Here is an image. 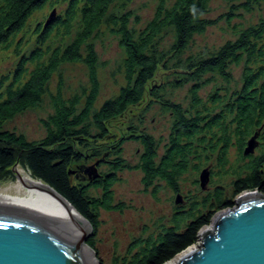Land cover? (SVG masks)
I'll return each mask as SVG.
<instances>
[{"label": "trees", "instance_id": "obj_1", "mask_svg": "<svg viewBox=\"0 0 264 264\" xmlns=\"http://www.w3.org/2000/svg\"><path fill=\"white\" fill-rule=\"evenodd\" d=\"M116 1L0 0V51L15 43L18 55L14 68L0 75V181L13 176L12 168L20 163L33 176L50 184L91 222L93 231L88 244L95 250L93 234L100 225L99 211L123 209V203L115 202L113 185L119 180L118 170L130 166L119 155L108 162L109 172L95 175L99 161L87 169L82 162L89 155L81 146L87 145L89 140H111L114 133L110 130V122L141 103L149 90H157V86L148 90V84L159 66L165 64L155 49L156 37L165 27L174 28L176 42L173 49L180 53L196 33L216 22V19L206 17L210 0H174L170 6L161 0L155 16L137 33L129 25L131 11L110 12ZM259 1L244 0L240 5L249 10ZM47 5H52V9L59 6L60 10L35 25L37 43L29 50L23 49V32L30 17ZM232 16V13L227 15L228 19ZM105 26L119 35V44L124 49L120 70L125 83L98 105V53L93 39ZM236 33L235 40H227L211 56L189 59L185 66L188 79L217 72L229 80L230 64L243 63L240 89L229 99L219 93L211 96L214 105L224 107L217 112H212L207 105L206 111L199 109L201 83L191 88L192 104L196 107L194 114L187 115L180 103L167 102L175 119L169 142L161 155L153 135L132 127L131 130L136 132L132 137L143 145L140 160L134 168L143 172L142 182L146 187L154 185V191H157L164 181L179 191V177L191 167L192 156H200L199 148L212 151L219 148V163L225 166L226 153L234 139L242 156L249 158L245 165L247 172L239 173L233 182L235 194L253 190L264 193V150L259 155L244 154L247 141L255 132H259V143L264 136V16L255 24L237 28ZM57 37L58 42H51ZM66 61L85 63L89 70V85L71 96H66L61 86L54 92L50 90V82ZM47 93L54 111L43 119L47 129L43 138L29 140L24 134L4 127V123L17 113L39 106ZM125 138L120 137L118 144ZM117 150L119 154L120 149ZM193 165L199 168L197 164ZM85 170L88 174L93 172L91 178L88 179ZM91 186L100 188L101 194L92 195ZM235 203L222 185L217 186L212 193L202 197V202L194 199L188 209L176 212L171 224L131 242L119 264L168 262L198 243L199 231L212 221L219 209ZM202 206L211 208L205 212Z\"/></svg>", "mask_w": 264, "mask_h": 264}, {"label": "rangeland", "instance_id": "obj_2", "mask_svg": "<svg viewBox=\"0 0 264 264\" xmlns=\"http://www.w3.org/2000/svg\"><path fill=\"white\" fill-rule=\"evenodd\" d=\"M160 1L117 0L111 5L110 12L131 11L129 25L137 33H140L155 16ZM242 1L244 0H210L206 17L216 19V22L208 25L204 31L196 33L180 53L173 49L176 42L174 28L165 27L155 40V49L165 64L162 63L159 66L154 78L148 84V90L152 86H157V90L155 92L149 90L141 103L129 108L124 116L110 122V130L114 133L113 138L115 139L112 138L107 142H104L105 140L98 142L89 140L87 145L81 146V149L89 155L82 162L87 169L94 167L96 161H99L96 163L98 164L96 170L94 169L95 175L109 172L111 166L108 162L119 155L125 159V164L130 166L118 170L119 180L113 185L115 202L123 203V209H101L99 211L100 225L93 234L97 247L96 257L100 260L99 264H119L127 254L131 242L141 236L146 237L151 233H157L162 226L171 224L176 212L188 209L194 199L202 202V197L212 193L217 186L222 185L226 195L237 202L240 194H235L233 182L239 173L247 172L245 165L249 158L242 156L234 139L231 140L228 147L225 166H221L219 163V148L213 151L209 148L205 150L199 148L200 156H192L191 167L179 177V191L174 190L164 181L161 182L162 186L154 191V185L146 187L142 182L143 172L141 169L134 168L140 160L143 145L140 140L132 137L136 132L131 129L134 127L136 131H144L153 135L161 155L169 142L175 119L172 110L166 105L167 102L180 103L187 115L194 114L196 107L192 104L191 88L196 83H201L202 86L198 92L201 98L199 109L206 111L204 107L207 105L212 108V112H217L224 106L214 105L211 96L219 93L222 97L225 95L226 99H229L234 91L240 89L242 86V62L241 64H230L228 69L231 71V78L229 80L217 72H206L198 79H188L185 74V66L189 59L198 60L211 56L227 40L236 39L237 28L255 24L264 16V0L253 3L249 10L240 5ZM173 2L174 0H165V4L168 6ZM51 6L47 5L30 17L23 32L25 33L23 49L29 50L37 43L34 33L35 25L47 18L49 14H57L60 10L59 6L53 9ZM228 13L233 14L231 19H228ZM58 39L59 37L52 38L51 42L56 43ZM93 42L98 53L99 94L97 104L101 105L103 100L116 93L120 85L125 83L120 70L124 49L119 44V35L110 32L106 26L94 37ZM15 46L14 43L9 48L0 51V75L11 71L16 65L18 55ZM89 80V70L85 63L66 61L61 64L59 71L50 82V90L54 92L58 86H61L62 92L66 96H71L74 93H80L83 86L89 85ZM53 111L51 96L47 93L39 106L30 107L17 113L4 123V127L24 134L29 140H40L47 133L43 119H46ZM230 118L231 116L228 119L230 120ZM123 136L126 138L118 144L120 137ZM261 140L252 155H259L264 150V136ZM118 148L120 149L119 154ZM97 151L100 152L96 153ZM194 163L199 168H196ZM207 165L211 168V178L208 187L202 188L199 182L200 170ZM12 173L13 176L10 178L0 181L1 189L17 179V174L13 170ZM85 174L89 179L93 172L88 174L85 170ZM156 182L159 183L158 180ZM89 191L95 196L101 194V189L94 186H91ZM178 192L180 196L177 204L175 199ZM208 208L211 207L202 206V211L206 212ZM220 210L222 209L218 211ZM215 217L216 214L212 219ZM206 226H208L207 230L213 229V221ZM200 232L201 230L199 236Z\"/></svg>", "mask_w": 264, "mask_h": 264}, {"label": "water", "instance_id": "obj_3", "mask_svg": "<svg viewBox=\"0 0 264 264\" xmlns=\"http://www.w3.org/2000/svg\"><path fill=\"white\" fill-rule=\"evenodd\" d=\"M258 136L257 131L248 139L245 155L254 153ZM12 170L25 182L50 190L63 208L0 195V264H99L96 250L88 244L91 222L50 184H41L15 165ZM210 178L207 165L199 175L202 188ZM179 196L178 192L177 204ZM236 201L216 213L213 229L203 232L197 248L174 264H264V193L249 191Z\"/></svg>", "mask_w": 264, "mask_h": 264}, {"label": "bare ground", "instance_id": "obj_4", "mask_svg": "<svg viewBox=\"0 0 264 264\" xmlns=\"http://www.w3.org/2000/svg\"><path fill=\"white\" fill-rule=\"evenodd\" d=\"M15 166L17 168H19L20 170L27 172L32 178H34L35 180H37L41 184L45 185V182H43L41 179L33 176L30 173V171H28L22 164L16 163ZM245 192H249V191H245ZM245 192H243V193L245 194ZM243 193H240V195ZM0 195L9 196L10 198H19V199L26 200L29 202L39 203V204H42L43 206H49L52 208H58V209L63 208L62 201L54 193H52L50 190L42 189L38 186H34L30 183H27L18 175H17V179L15 181H13L10 185H8L2 189L0 188ZM240 195H238V197ZM72 209L74 210V212L76 213L78 218L86 225L84 218L81 217V215L75 210V208L72 207ZM213 226H214V223H213ZM207 229H208V226H204L201 229V232H200L201 235L203 232L207 231ZM196 248H197V244H194L164 264H174L182 256L188 254L191 250L196 249Z\"/></svg>", "mask_w": 264, "mask_h": 264}]
</instances>
